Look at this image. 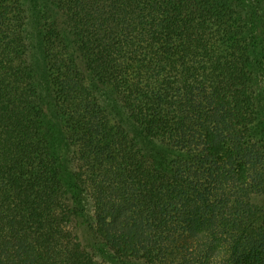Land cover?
I'll return each instance as SVG.
<instances>
[{"label":"trees","instance_id":"16d2710c","mask_svg":"<svg viewBox=\"0 0 264 264\" xmlns=\"http://www.w3.org/2000/svg\"><path fill=\"white\" fill-rule=\"evenodd\" d=\"M47 1L52 98L27 28L0 46V264H264V20L243 0Z\"/></svg>","mask_w":264,"mask_h":264},{"label":"rangeland","instance_id":"374dc122","mask_svg":"<svg viewBox=\"0 0 264 264\" xmlns=\"http://www.w3.org/2000/svg\"><path fill=\"white\" fill-rule=\"evenodd\" d=\"M243 1V6L249 13L251 21L264 20V9L259 7L256 0ZM47 7V0H0V46L2 50V41L6 40L8 35H11L16 25L22 24L23 27L27 28L25 33L31 41V53L42 81L43 94L46 98L50 99L52 98V92L48 86L47 58L43 48L42 37L43 13ZM258 15L262 18H258ZM257 77L259 83V101L264 111V72L261 69L258 70ZM128 123L137 135H142L140 128L136 124L130 121ZM142 139L145 145L151 149L157 150L161 148V144L157 141L144 137ZM228 242L226 238H222L217 254L211 258V262H221L224 259L230 258Z\"/></svg>","mask_w":264,"mask_h":264}]
</instances>
